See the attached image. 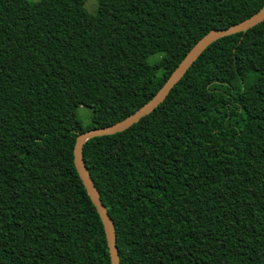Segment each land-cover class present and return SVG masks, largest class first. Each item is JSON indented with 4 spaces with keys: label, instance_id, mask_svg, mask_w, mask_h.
<instances>
[{
    "label": "trees",
    "instance_id": "16d2710c",
    "mask_svg": "<svg viewBox=\"0 0 264 264\" xmlns=\"http://www.w3.org/2000/svg\"><path fill=\"white\" fill-rule=\"evenodd\" d=\"M85 3L0 0V264H112L77 136L133 114L204 35L264 6ZM83 156L120 264H264V21L213 42L164 102Z\"/></svg>",
    "mask_w": 264,
    "mask_h": 264
},
{
    "label": "water",
    "instance_id": "95a60500",
    "mask_svg": "<svg viewBox=\"0 0 264 264\" xmlns=\"http://www.w3.org/2000/svg\"><path fill=\"white\" fill-rule=\"evenodd\" d=\"M262 21H264V6L257 13L238 23L229 26L228 28L213 29L209 31L190 49V51L185 55L183 60L171 73L164 85L141 108H139L130 116L120 121H117L111 125L92 128L80 133L77 136L74 147L75 166L103 221L111 254L112 264H120L116 230L113 220L111 219L108 213L107 207L102 202L99 191L93 181V178L91 177L88 167L85 164L83 156L84 144L90 138L121 132L128 129L133 124L139 122L143 117L150 114L155 108H157L162 102L165 101L174 86L180 81V79L185 75L188 69L194 64V62L207 49L209 45H211L213 42L217 41L222 37L247 31L248 29L258 25Z\"/></svg>",
    "mask_w": 264,
    "mask_h": 264
},
{
    "label": "rangeland",
    "instance_id": "374dc122",
    "mask_svg": "<svg viewBox=\"0 0 264 264\" xmlns=\"http://www.w3.org/2000/svg\"><path fill=\"white\" fill-rule=\"evenodd\" d=\"M85 7L89 13H96L98 3L97 0H86ZM160 54L152 55L148 58L150 63H155L159 60ZM76 115L79 120L83 122L84 125H88L92 120L93 110L86 106H79L76 110Z\"/></svg>",
    "mask_w": 264,
    "mask_h": 264
}]
</instances>
